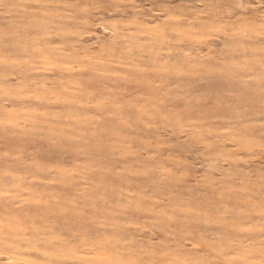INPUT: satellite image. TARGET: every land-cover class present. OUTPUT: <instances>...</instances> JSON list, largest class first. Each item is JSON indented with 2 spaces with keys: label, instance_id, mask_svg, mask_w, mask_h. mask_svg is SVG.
Instances as JSON below:
<instances>
[{
  "label": "rangeland",
  "instance_id": "rangeland-1",
  "mask_svg": "<svg viewBox=\"0 0 264 264\" xmlns=\"http://www.w3.org/2000/svg\"><path fill=\"white\" fill-rule=\"evenodd\" d=\"M0 264H264V0H0Z\"/></svg>",
  "mask_w": 264,
  "mask_h": 264
}]
</instances>
